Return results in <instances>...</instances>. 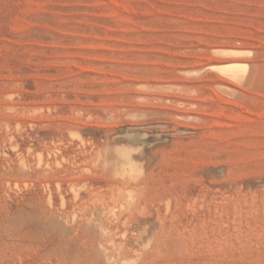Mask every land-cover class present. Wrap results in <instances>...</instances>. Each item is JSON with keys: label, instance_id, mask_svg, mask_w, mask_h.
Masks as SVG:
<instances>
[{"label": "rangeland", "instance_id": "374dc122", "mask_svg": "<svg viewBox=\"0 0 264 264\" xmlns=\"http://www.w3.org/2000/svg\"><path fill=\"white\" fill-rule=\"evenodd\" d=\"M0 264H264V0H0Z\"/></svg>", "mask_w": 264, "mask_h": 264}, {"label": "bare ground", "instance_id": "6f19581e", "mask_svg": "<svg viewBox=\"0 0 264 264\" xmlns=\"http://www.w3.org/2000/svg\"><path fill=\"white\" fill-rule=\"evenodd\" d=\"M232 65H236V64H225V65H219V66H217V67H219V68L221 69V68L229 67V66L232 67ZM237 65H238V64H237ZM237 65H236V66H237ZM231 67H230V68H227L226 70H228V69H232ZM219 68H218V69H219ZM238 69H239V68H238ZM226 70H224V71H226ZM230 71H232V70H230ZM230 71H229V72H230ZM233 71H234V67H233ZM236 71L238 72V70H235V72H232V73H231V75L233 76V79H234V78L241 79V77H239V76H241V74L238 76V74L241 73V72L239 71V73H237ZM229 72H228V73H229ZM225 74H226V73H225ZM231 75H230V76H231ZM236 80H237V79H236ZM100 193H101V192H100ZM116 193H117V192H116ZM102 194H103V193H102ZM117 194H118V193H117ZM112 196H113V195H112ZM115 196L117 197V195H115ZM101 197H102V195H101ZM111 198H112V197H111ZM122 198H125V196H124V197L122 196ZM109 199H110V197L108 198V200H109ZM115 199H116V198H115ZM119 199H120V197H119ZM101 200H106V199L102 198ZM110 200H111V199H110ZM116 200H117V199H116ZM117 201H118V200H117ZM123 201H124V200H123ZM126 201H127V200H126ZM111 202L113 203V201H111ZM128 202H129V201H128ZM115 203H116V202H115ZM115 203H114V204H115ZM120 204H121V203H120ZM129 204H130V203H129ZM104 205H105V204H104ZM127 205H128V204H127ZM105 207H107V205H105ZM105 209H106V208H105ZM110 209H111V208H110ZM112 209H113V207H112ZM114 209H116V207H115ZM111 211H112V210H111Z\"/></svg>", "mask_w": 264, "mask_h": 264}]
</instances>
